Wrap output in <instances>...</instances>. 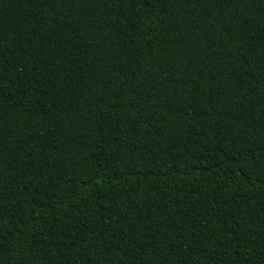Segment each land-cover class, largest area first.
<instances>
[{"label":"trees","instance_id":"1","mask_svg":"<svg viewBox=\"0 0 264 264\" xmlns=\"http://www.w3.org/2000/svg\"><path fill=\"white\" fill-rule=\"evenodd\" d=\"M0 264H264V0H0Z\"/></svg>","mask_w":264,"mask_h":264}]
</instances>
